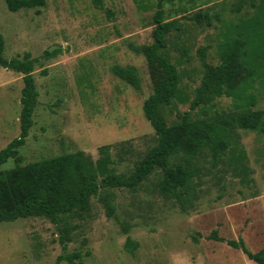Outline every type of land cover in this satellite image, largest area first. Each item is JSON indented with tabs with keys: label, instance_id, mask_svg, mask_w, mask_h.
I'll use <instances>...</instances> for the list:
<instances>
[{
	"label": "rangeland",
	"instance_id": "obj_1",
	"mask_svg": "<svg viewBox=\"0 0 264 264\" xmlns=\"http://www.w3.org/2000/svg\"><path fill=\"white\" fill-rule=\"evenodd\" d=\"M103 1V9L91 0H47L39 11L11 12L6 0H0L4 57L22 59L30 54L37 60L33 75L39 97L33 126L20 148L23 164L76 151L96 161L100 147L110 146L116 173L130 174L157 144L156 132L143 112L154 84L145 57L134 50L153 43L157 0ZM240 2L244 5L237 11ZM251 2L258 0L165 5V20H177L180 28L172 32L167 51L184 72L182 87L192 99L201 83L202 57L219 62L218 43L231 23L253 13ZM198 12L207 14L212 25L197 22ZM51 48L61 52L48 56ZM115 65L136 67L141 89L116 77ZM23 86L21 73L0 65V151L20 134ZM244 97L256 99L253 109L264 111L259 76ZM235 102L240 105L245 98L235 101L224 96L217 111L234 114ZM178 110L189 111L190 103L178 104ZM163 113L169 123L177 120L174 108ZM237 134L245 152L247 179L229 161L230 155L217 165L204 155L195 161L200 172L182 209L177 200L158 190L163 171L156 169L135 191L102 188L91 200L90 215L70 220L66 251L62 226L49 219L0 223V264H56L65 253H80L85 264H256L243 251L208 238L217 230L225 240L242 238L254 253L264 246V136L245 130ZM15 165L11 159L2 168ZM107 194L114 195L113 216L102 201ZM128 237L138 244L133 254L125 248Z\"/></svg>",
	"mask_w": 264,
	"mask_h": 264
},
{
	"label": "trees",
	"instance_id": "obj_2",
	"mask_svg": "<svg viewBox=\"0 0 264 264\" xmlns=\"http://www.w3.org/2000/svg\"><path fill=\"white\" fill-rule=\"evenodd\" d=\"M91 1L96 8H104L103 0ZM184 1L157 0L153 17V43L134 48L145 57L154 84L152 95L144 102L143 112L156 132L157 144L135 163L130 174L116 173L110 146L100 147L101 157L96 161L88 158L83 151H76L23 164L20 148L25 145L33 126L39 97L33 75L37 60L30 54L22 59H6L4 38L0 34V65L21 73L24 83L19 115L20 134L0 151V223L33 217L49 219L55 225L62 226L61 243L66 251L67 242L71 241L70 220H83L90 215L91 200L99 195L102 188L135 191L156 169H161L163 178L158 181V190L165 197L177 200L184 209L190 185L200 172L195 161L204 155H209L215 165L230 155L229 161L247 179L249 170L237 132L245 130L264 136V111L253 109L256 99L244 97L254 77L259 76L264 84V0L251 2L253 13L239 17L238 21L228 26L223 40L218 43L217 64L202 57L201 83L193 99L182 87L184 72L172 61L167 51L172 32L180 28L177 20H165V5ZM46 3L47 0H6L11 12L22 9L39 11ZM243 5V2L238 3L237 11ZM108 13L111 15V12ZM194 19L212 25L210 17L202 12L196 13ZM59 52L61 49L54 52L47 50L46 54L55 56ZM112 72L124 83L138 91L141 89V78L136 67L115 65ZM224 96L235 101L245 98V103L237 105L235 102L238 112L234 114L218 112V102ZM187 103H190V110L181 113L178 104ZM168 107L177 111V120L172 123L163 113ZM178 158L182 160L177 161ZM11 159L15 167L4 170L3 165ZM112 198V194L102 198L109 216L115 214ZM208 238L225 242L243 251L256 264H264V246L254 253L242 238L225 240L218 236L217 230ZM125 248L133 254L138 244L128 237ZM62 261L85 264L80 253L62 254L56 264Z\"/></svg>",
	"mask_w": 264,
	"mask_h": 264
},
{
	"label": "water",
	"instance_id": "obj_3",
	"mask_svg": "<svg viewBox=\"0 0 264 264\" xmlns=\"http://www.w3.org/2000/svg\"><path fill=\"white\" fill-rule=\"evenodd\" d=\"M54 48H51L49 52H53Z\"/></svg>",
	"mask_w": 264,
	"mask_h": 264
}]
</instances>
